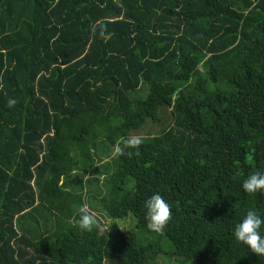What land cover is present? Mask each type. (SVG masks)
Listing matches in <instances>:
<instances>
[{"label": "trees", "instance_id": "1", "mask_svg": "<svg viewBox=\"0 0 264 264\" xmlns=\"http://www.w3.org/2000/svg\"><path fill=\"white\" fill-rule=\"evenodd\" d=\"M148 125L139 156L113 157ZM256 172L264 0H0V264H264L233 235L264 218L242 188ZM92 193L134 230L81 233ZM156 193L163 235L146 226Z\"/></svg>", "mask_w": 264, "mask_h": 264}, {"label": "clouds", "instance_id": "2", "mask_svg": "<svg viewBox=\"0 0 264 264\" xmlns=\"http://www.w3.org/2000/svg\"><path fill=\"white\" fill-rule=\"evenodd\" d=\"M15 105L16 101L10 98L7 106L12 108ZM142 143L143 140L138 136L123 138L118 145L114 146L112 155L114 158L139 156ZM242 188L249 195L264 194V173L256 172L248 175L243 180ZM144 208L146 210L147 228L158 235H163L173 218L170 204L165 201L161 194L156 193L144 202ZM77 213L79 219L75 226L81 233L95 231L97 234L104 235L111 227L86 206H79ZM262 226H264V218L255 209H249L242 222L235 226L233 232L236 241L246 245L258 257L264 256V235L260 231Z\"/></svg>", "mask_w": 264, "mask_h": 264}, {"label": "rangeland", "instance_id": "3", "mask_svg": "<svg viewBox=\"0 0 264 264\" xmlns=\"http://www.w3.org/2000/svg\"><path fill=\"white\" fill-rule=\"evenodd\" d=\"M155 129H157L156 126L148 125V126L142 128L141 130L133 133L130 137H132V136L147 137L149 135H153ZM102 162L103 163L104 162L106 163L107 160L106 159H103L102 161H98L96 163L97 166H98V168L99 167L100 168L102 167V165H101ZM98 172H99L98 173V183L97 182H93L92 184L93 185H96L97 184L99 186H102V181L104 180L105 177H108V175H110V172H107L106 170H103L102 168ZM103 174H105V175H103ZM90 176H91L90 174H86L85 175V179L90 178ZM132 184H133V181L130 180L129 181V185H130V188L129 189L132 188ZM92 195H93V198H94V209H92L93 212L96 213L102 219V221L105 222L108 226H111L110 229H112V230H115V229H118V230H134L136 221H135V219L132 216L129 215L126 218H123V219H110L103 211H101V209L99 207V204L97 202V196L94 193H92ZM86 207H87V205H86ZM91 208H93V207H91ZM147 237H148L147 242H152L153 240H155V237L154 236L147 235ZM165 253H166V250H164L163 253H161L158 257L159 258L160 257L161 258L166 257L165 256ZM106 262H107V260L104 261V264H106ZM159 262H161V261H159Z\"/></svg>", "mask_w": 264, "mask_h": 264}, {"label": "water", "instance_id": "4", "mask_svg": "<svg viewBox=\"0 0 264 264\" xmlns=\"http://www.w3.org/2000/svg\"><path fill=\"white\" fill-rule=\"evenodd\" d=\"M99 235H102V234H99Z\"/></svg>", "mask_w": 264, "mask_h": 264}]
</instances>
